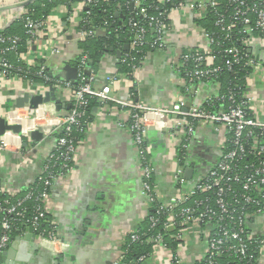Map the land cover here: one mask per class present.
<instances>
[{"label":"built area","instance_id":"built-area-1","mask_svg":"<svg viewBox=\"0 0 264 264\" xmlns=\"http://www.w3.org/2000/svg\"><path fill=\"white\" fill-rule=\"evenodd\" d=\"M66 2L78 14L77 40L81 42L90 36L98 37L100 33H105V27L84 28V24H92L91 8L97 0ZM153 2L147 4L144 0L130 1L134 11L127 23L131 39L126 49L128 51L120 56L119 63L129 66L133 72L139 67L144 47L165 50V34L169 28L170 13L188 8L208 45L201 50L190 49L182 52L180 68L177 71L183 78L181 90L193 95L192 88L196 84L214 83L219 87L218 94L197 103L179 99L168 105H148L131 98L114 96L111 91L112 85L116 83V76H108L105 86L95 87L87 55L82 54V51L78 52L80 58L74 65L77 70L75 83L47 74L43 61L37 66V74L45 80L55 81L58 87L70 88L66 95L68 97H65L70 108L57 113L50 104L52 118L48 116L47 110L39 113L40 110L29 111L27 108L9 107L0 113L7 123H18L22 126L21 135L6 131L0 136V153L11 146L27 155L31 153L36 143L27 140L29 132L35 129L42 130L44 139H54V150L45 158L32 185L13 192L0 190V264L1 256L11 244V234L15 229L23 228L36 235L41 246H54L60 242L56 234V224L49 216L48 200L54 183L72 170L79 142L74 139L73 133L80 131L81 118L85 115L90 98L97 101L102 108L123 117L120 119V126L130 133L141 169L142 193L146 195L153 211L146 216L148 227L129 233V240L145 239L153 247L170 250L172 264H181L175 250L168 247L167 241L180 240L189 227L198 225L204 230L206 243L200 264H220V258H225L228 264H257L264 252V236L253 233L250 221L264 216V121L249 113V98L238 85L236 70H245L247 80L250 70L262 64L257 56L248 52L247 42L255 36H264V0H229L233 10L229 17L218 11V0ZM152 7L157 12L151 13ZM74 11L69 13L74 14ZM208 12L216 15L215 25L224 35L222 43L215 41L199 25L200 19ZM22 15L27 34L26 43L31 46L45 34L46 19L33 20L23 11L15 20ZM0 41L15 49L19 39L1 36ZM220 44L223 49H216ZM51 53L56 56L59 49L55 48ZM20 59L28 66H36L26 60L25 54ZM225 71L231 72L233 78L232 83H228L222 91L220 76ZM3 80L20 81L22 89L32 94L46 89L42 82H32L25 75L12 73L11 65L0 56V84ZM196 127L210 128L215 132L222 129L225 132V142L220 147L221 151L215 158V163L197 182L183 191L187 186L183 177L184 164L191 152L190 143L192 138L194 140ZM151 129L172 132L177 138L175 142H178L173 181L179 193L166 200L160 198L155 188V169L149 157L151 145L147 136ZM24 142L28 143L27 146H23ZM44 225L51 227L53 231L47 230ZM150 256V253L142 254L136 262L142 263ZM124 257L122 252L118 261L113 264H130L123 261Z\"/></svg>","mask_w":264,"mask_h":264},{"label":"crops","instance_id":"crops-1","mask_svg":"<svg viewBox=\"0 0 264 264\" xmlns=\"http://www.w3.org/2000/svg\"><path fill=\"white\" fill-rule=\"evenodd\" d=\"M26 1L0 0L3 5L0 6V31L26 11V4H23ZM75 14V11L69 13L63 3L52 8L46 18L45 34L28 48L26 60L36 66L44 61L47 74L64 76L62 63L68 62L72 66V62L80 57L78 14ZM191 15L188 8L170 13L165 34L166 49L144 51L136 71L128 69L125 72L121 68L116 53L120 50L104 55L92 68L94 86L101 88L106 85L108 76H116L111 91L114 96L148 105H168L179 99L197 103L216 96L219 87L214 83L196 84L192 88L193 95L181 90L183 78L177 71L182 52L201 50L208 45ZM247 45L248 52L257 56L262 64L250 70L243 92L249 98V113L264 121V36L249 39ZM55 48L59 49L56 56L51 53ZM44 57L48 60H43ZM43 86L50 87L48 84ZM54 86L61 101L69 103L66 95L70 88ZM22 88L17 80L1 82L0 113L9 109L8 99L13 100L24 92ZM51 107L45 104L39 113L47 110L52 118ZM120 119L123 117L97 103L78 138L72 170L52 187L48 200L50 219L56 224L60 242L64 238L73 245L67 247V244L57 242L54 246H41L36 235L22 229L12 235L6 250L9 254L1 256V264H113L118 261L128 240L127 235L144 225L151 210L150 202L142 193L141 169L130 133L120 126ZM224 135L222 129L215 132L210 128L196 127L194 140L192 138L190 143L192 164L197 161L200 167L205 161L204 168H210L220 154ZM147 136L151 142L149 157L155 169L156 192L166 200L179 193L173 181L177 166V138L172 132L157 129H151ZM35 143L28 155L17 151L14 146L0 153V190L13 192L34 183L45 158L54 150V139L47 137ZM250 226L254 234L264 236V216L253 218ZM80 230H85L84 235L78 234ZM76 240L80 243L74 245ZM173 250L181 264H200L206 250L204 230L192 225ZM150 254L140 264H172L170 250L151 246ZM257 264H264V252Z\"/></svg>","mask_w":264,"mask_h":264},{"label":"trees","instance_id":"trees-1","mask_svg":"<svg viewBox=\"0 0 264 264\" xmlns=\"http://www.w3.org/2000/svg\"><path fill=\"white\" fill-rule=\"evenodd\" d=\"M131 0H97V2L91 8L90 19L92 20V24L88 25L84 24L85 29H90L92 26L96 28H102L106 30L105 33L101 36H90L84 41L79 43L82 54L87 55L88 65L90 69L96 67L100 59L107 54H113L116 50H120L121 55L127 52L128 50H123L125 45H128L131 35L129 33L127 23L130 16L133 15L134 11L130 6ZM147 4L152 3L155 4V0H144ZM220 2L218 11L224 12L227 17L231 16L233 13L232 7L230 6L229 0H218ZM63 3L66 5L69 11H73L72 5L66 4V0H33L26 4V13L33 20H45L50 14V10L57 6V4ZM151 13L157 12L153 7L150 10ZM22 15L20 18L14 20L5 30L0 32V37H18L19 42L15 49L9 48L7 43H2L0 41V56H3L8 63L11 65V72L14 74H20L27 76L32 82H42L44 84H48L50 86H54L56 84L55 81L40 77L37 66H28L21 61V55L25 54L29 44L26 43L27 34L25 33L24 22ZM216 15L214 12H208L202 19L199 21V25L202 26L210 35L214 38L215 41L222 43L224 39V35L218 26L215 25ZM241 45V44H237ZM216 49H223V46L217 45ZM146 50H152L149 47H144L142 49L141 56L143 52ZM80 58V57H79ZM76 59L72 62L73 65L77 63L79 60ZM222 62L221 60L219 61ZM41 63H43L41 61ZM121 68L126 72L129 69V66L125 64H121ZM93 71V70H92ZM231 72L225 71L220 76L221 82V90L227 87L228 83H232L231 79L233 75ZM237 77H239L238 85L241 86V89L245 88V70H236ZM97 101L94 99H89V103L85 108V115L81 118V124L79 126L80 131L76 130L73 133L74 139L78 140L81 135L82 130L85 127L86 122L91 118L93 107L97 105ZM180 191V187L178 188ZM1 200V196H0ZM152 209L148 214H152ZM148 216V215H147ZM143 229L148 227L147 217L144 220ZM45 226V225H44ZM45 228L49 231H53L51 227L45 226ZM141 228V227H140ZM15 229L11 235L22 230ZM168 247L173 250L179 243V240H168ZM152 243H148L145 239H139L136 241L127 240L124 246V262H130V264H138L136 259L142 254H149L151 252ZM227 262L225 258H220L219 263L224 264ZM140 264V263H139ZM231 264V263H229Z\"/></svg>","mask_w":264,"mask_h":264},{"label":"water","instance_id":"water-1","mask_svg":"<svg viewBox=\"0 0 264 264\" xmlns=\"http://www.w3.org/2000/svg\"><path fill=\"white\" fill-rule=\"evenodd\" d=\"M31 1L33 0H27L23 4H27ZM0 10H2V8H0ZM127 48H128V45H125L123 47V50H126ZM116 53H117V57L121 56L120 51H117ZM61 69L64 72V76L63 74H56L55 77L60 78V79H65V80L71 81L72 83H75L76 73H77L75 66L73 65L71 66L68 62H63ZM50 76H52L51 73H50ZM7 104L10 106V109L27 108L29 111H35V110L37 111L40 109V107H42L45 104H52L56 112H60L62 110L70 108V104L69 103L64 104V102H62L61 99L59 98L58 94H56L55 88L52 86L48 87V89H45L43 92H40V93L32 94L29 91H24L19 96H16L13 100L8 99ZM6 131H11L15 134L21 135L22 126L21 124H18V123L9 124L6 122V120L2 116H0V136L3 135ZM42 139H44V134L41 129L40 130L35 129L29 132L28 142L35 143ZM27 144H28L27 142H24L23 146H27ZM190 158H191V155L187 157V160L184 164L183 177L187 181V186L183 191L187 190V188H190L195 182H197L200 176L207 170L204 168V171L200 172L198 169L199 167L197 166L198 165L197 161L194 164H192V161L190 160ZM196 173L198 174L194 177ZM84 231L85 230H80L78 231V234L84 235L85 233ZM59 238L61 239V237ZM62 243L67 244V247L73 245V242H68L64 238H62ZM74 243H75L74 245H77L80 243V241L78 242V240H76ZM6 253L9 254V251H6L3 254L5 255ZM61 257L62 256H59L60 259H62ZM7 263L8 262L3 263V264H7Z\"/></svg>","mask_w":264,"mask_h":264},{"label":"rangeland","instance_id":"rangeland-1","mask_svg":"<svg viewBox=\"0 0 264 264\" xmlns=\"http://www.w3.org/2000/svg\"><path fill=\"white\" fill-rule=\"evenodd\" d=\"M205 164H206V162L204 161H202L201 163H200V167L198 168L199 169V171L201 172H203L204 171V166H205ZM198 173H196L195 175H194V177L197 175Z\"/></svg>","mask_w":264,"mask_h":264},{"label":"bare ground","instance_id":"bare-ground-1","mask_svg":"<svg viewBox=\"0 0 264 264\" xmlns=\"http://www.w3.org/2000/svg\"><path fill=\"white\" fill-rule=\"evenodd\" d=\"M23 122H25V120H23Z\"/></svg>","mask_w":264,"mask_h":264}]
</instances>
